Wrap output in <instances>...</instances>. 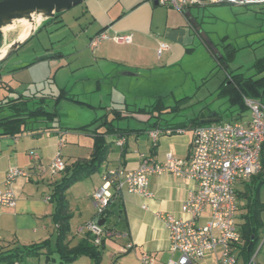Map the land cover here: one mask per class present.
Returning <instances> with one entry per match:
<instances>
[{"label": "crops", "instance_id": "crops-1", "mask_svg": "<svg viewBox=\"0 0 264 264\" xmlns=\"http://www.w3.org/2000/svg\"><path fill=\"white\" fill-rule=\"evenodd\" d=\"M207 3H210V0L202 1L201 5L190 7L185 13H181L173 8L160 5L158 0H87L77 7L73 16L69 15L65 18L64 14L68 13L67 11L57 18L45 22L32 39L44 29L53 26L56 30H52L51 34L68 30L71 41L87 45L85 51L54 54L51 58L50 68L52 71L57 70V75L60 73V68L61 70H70L68 75L72 73L74 83H86L90 88L87 92L89 94L101 93L104 86L108 84L113 86L112 83H118V86L122 82L134 86L139 83L140 86L158 79L162 84L160 86H163L172 77L181 73L187 76L191 75L193 83L199 89L213 72L214 62H219L221 59L227 62V58L217 57L215 51L208 44L210 38L202 28L204 21H200L199 13L201 11L195 10V8L204 7ZM6 27L4 30L9 31L14 25ZM33 29L34 21L23 20L17 34L13 36L11 33L0 34V49L4 45L7 46L0 51V59L7 54L8 46L16 40L20 42L27 39ZM102 33L110 37L131 35L132 42L117 43L108 39L101 42L97 48L92 49L90 46L92 39ZM160 43L169 45V49L161 56L157 53ZM227 48L230 57L237 51L232 45ZM74 55L75 59L79 61L74 64L76 69H73V64L69 61L70 57ZM63 61L67 64H64ZM223 67L227 69V66ZM225 72V79L214 95L227 99L231 108L240 109L235 120L227 123L249 124L252 117L251 110L246 104L241 103L239 95L233 96L229 91L221 94V87L226 84V80L229 79L226 84L229 87L231 86L229 84L233 82L232 75H236L228 73V70ZM7 73L17 86L26 87L35 84L31 70L27 66L7 70ZM133 78L137 80V84L130 82ZM69 85L62 89L70 92L67 88ZM75 85L73 84V86ZM26 89L31 91L29 87ZM7 90L10 96H4L0 101V106H7L5 101L9 100L12 95H26L13 84L8 85ZM31 93L30 97L32 98H37L42 93L58 95L44 89L34 93L31 91ZM70 95L72 94L70 93ZM109 96L111 97V94ZM190 97L185 96L183 99H192ZM158 98L163 100L164 97L160 95ZM207 98H202L198 102L206 101ZM247 98L249 97H244V99ZM249 99L264 104V92L260 97ZM141 105L138 102L129 103L125 98L111 106H104L107 111L119 110L123 113L122 115L127 116L125 119L138 120L145 123L146 126L143 128L131 127L130 121L125 127H121L120 123L115 124L119 129H129L128 132L123 136L120 134L108 136L107 156L100 170L76 182L65 193L67 212L70 218L62 245L70 251L83 243L90 244L99 254L98 264H145L142 262L144 255L151 257L153 264H168L172 258L177 259L178 257L171 253L169 232L160 215L172 214L178 218H187V215L182 212V205L198 188L197 182L178 178L169 173L151 175L149 189L153 197L147 198L122 191L121 195L111 200L112 204L109 216L105 218V224L107 225V222L114 218V225L108 227L122 233V237H104L101 246L97 247L93 242L92 235L86 230H82L86 223L92 220L99 222L103 219L98 215L93 205L92 195L104 186L106 172L136 171L145 160L164 163L169 155L186 163L191 160L196 128L191 121L198 117L194 116L195 118L190 119L189 123H178L164 120V114L159 120V124L155 125L153 123L157 121L156 118L148 114L134 113L137 109L152 106ZM100 107L103 105L101 104ZM167 108L169 109L170 106ZM206 109L211 114L210 119L217 118L219 120L203 124H220L218 122L221 121V117L218 113L213 114L209 110L208 104L200 106V113L203 114ZM56 122H53L52 125H54L44 132L42 129L45 127L44 125L35 124L20 136L0 135V185H3L6 173L10 168H24L30 173L28 178L18 179L11 185L16 195V205L0 207V254L15 248L42 246L37 255L23 254L19 258L0 260V264H96V260L90 255H80L73 259L63 260L62 254L57 248L60 228L53 220L57 204L46 199L51 197L54 184L61 180L65 172L62 173L61 178H58L57 175H50L49 178V172L45 171L44 167L59 152H61L67 168L79 160H89L94 144L88 147L81 146L82 149L83 147L90 149L89 155L85 150L81 153L72 147V143L68 142V136L73 134L69 132L70 129L58 126ZM154 130L162 132L156 142L150 136V132ZM179 130H183V133H178ZM167 131H173V133L166 134ZM144 138L145 141H142ZM122 140H124V144L121 146L119 143ZM32 151L42 157V162H38L30 156ZM262 163L263 169L260 174L248 181L238 182L236 185L239 207L237 224L240 230L245 223L244 216L248 213V196L253 198L258 192L259 201L264 205V150ZM207 217V214L203 215L200 222H206ZM261 220L264 225V211L261 214ZM245 244L246 241L242 237L241 243L233 250L237 257L236 264H264V226L258 232L253 253L249 254L244 250ZM129 245L132 247L128 248ZM222 255V251L213 252L192 264H222Z\"/></svg>", "mask_w": 264, "mask_h": 264}, {"label": "built area", "instance_id": "built-area-1", "mask_svg": "<svg viewBox=\"0 0 264 264\" xmlns=\"http://www.w3.org/2000/svg\"><path fill=\"white\" fill-rule=\"evenodd\" d=\"M162 6L185 13L190 7L201 5L200 0H158ZM211 4L254 5L263 4L264 0H210ZM117 43L132 42L131 35H109L102 33L92 39L90 46L97 48L104 40ZM169 49L166 43H160L158 55ZM251 110L249 124L226 123L198 126L194 130L192 157L189 163L169 155L166 162L159 163L145 160L136 171H110L105 177L104 186L92 195V202L98 215L104 218L110 207L113 189L127 191L147 198L153 197L149 189L151 175L166 173L178 178L197 182L198 188L182 205V212L187 218H178L172 214L160 215L170 237V250L177 259L168 264H192L204 259L213 252L222 251V264H236L234 248L241 243L242 234L237 224L238 182L248 181L261 173L263 169L262 153L264 150V104L252 99H245ZM162 132L154 130L150 136L156 142ZM167 131L166 134H172ZM178 133H183L179 130ZM121 146L124 140L119 143ZM30 156L42 162V157L32 151ZM44 167V166H43ZM50 175L65 172L67 166L61 152L44 167ZM28 170L19 167L10 168L3 185H0V207H13L17 199L11 188L18 179L28 178ZM50 201L51 198L46 199ZM145 208V207H144ZM207 214L206 222L201 218ZM92 220L82 230L92 235L94 244L99 247L104 237H122L123 234L113 229L99 226ZM132 247L131 245L128 248ZM145 264H153L147 255L142 257Z\"/></svg>", "mask_w": 264, "mask_h": 264}, {"label": "rangeland", "instance_id": "rangeland-1", "mask_svg": "<svg viewBox=\"0 0 264 264\" xmlns=\"http://www.w3.org/2000/svg\"><path fill=\"white\" fill-rule=\"evenodd\" d=\"M77 7L69 10L68 13L64 14V17L73 16L77 11ZM248 7L228 3H207L204 7L195 8V10L199 9L201 11L199 13L200 21H204L202 28L210 38L209 43L217 54L216 56L227 58V69L221 66L219 62H214L212 65L213 72L207 78L206 83H203L199 89L193 83L191 75L187 76L181 73L164 83L165 87H163L164 85L160 86L162 84L158 79L139 86L137 80L133 78L130 82H133V84L138 83L137 86L129 85L130 83L124 84V82L120 83L119 86L118 83H112L113 86L111 84L104 86L101 93L89 94L87 92H89L90 88L86 83H74L72 73L68 75L70 70H61L60 68V73L57 75V70L52 71L50 68L51 58H53L54 54H59V52L65 54L77 53L78 50L85 51L87 45L71 41L68 30L51 34L56 29L50 26L49 29H44L38 36L16 52L5 62L6 64L3 63L0 66V101L4 96H10L7 88L8 85L12 84L20 88L23 94L28 96L32 94L31 91L34 93L41 89L47 92L53 91L59 95L61 89L66 88L70 84L67 88L70 90L69 93L76 95L74 96L76 101L64 98L59 101L57 106L59 117H57L56 124L63 128H69V132L73 134L68 136V142L72 143V147L78 149L81 153L85 150L88 155L90 149H84V147L82 149L81 146L88 147L93 145L95 138L93 133L85 132L80 130V128L93 124L97 119L102 118L104 120L103 117L107 114L104 106H111L115 102L122 99L125 100V98L128 99L129 103L138 102L140 105L144 104L141 106H153L157 104L158 97L162 95L165 107L170 106L169 109L172 110L174 107L179 106L178 111L167 113L163 116L164 120L171 122L189 123L190 119L195 118L194 116L201 117L200 106L203 104L205 106L208 104L209 110L213 114H219L221 121L218 123L231 122L235 120L240 109L231 108L227 99L218 98L214 95L225 79V71L228 70V73L233 74H243L246 77H264V72L260 73V70L264 68V3L249 5ZM20 26L21 24L17 23L16 27L7 31L6 34L11 33V36L17 34ZM229 45H232L237 50L231 57L227 51ZM75 55L71 56V60H69L73 64V69H76L74 64L79 62L75 59ZM46 56L49 57L41 60V58ZM65 61L63 63L67 64V61ZM20 66H27L31 70L35 84L20 87L8 77L7 70ZM70 81L71 83H68ZM73 84L76 85L73 86ZM28 87L31 91L26 89ZM110 94L111 97L109 96ZM15 96L12 95L11 98L13 99ZM185 96H191L190 98L192 99L178 104L177 102L185 98ZM206 97H208L206 101L198 102ZM47 104L49 105L48 109L52 111L53 101L49 100ZM101 104L103 107H100ZM28 105L30 108L36 107L31 102ZM206 111L207 109L204 112ZM6 113L4 112L3 115H6ZM102 120L99 121L102 122ZM128 121H130L131 127L143 128L146 126L145 123L138 120L128 119L116 121L115 124L120 123L121 127H125ZM100 122L93 124L91 129L94 130ZM142 141H145V138ZM77 142L79 143L77 144ZM61 176L62 173L57 175L58 178H61ZM48 177L50 178V174H48ZM111 225H114V218L107 222V226L110 227Z\"/></svg>", "mask_w": 264, "mask_h": 264}, {"label": "trees", "instance_id": "trees-1", "mask_svg": "<svg viewBox=\"0 0 264 264\" xmlns=\"http://www.w3.org/2000/svg\"><path fill=\"white\" fill-rule=\"evenodd\" d=\"M219 64L227 66L226 62L223 61V59L219 60ZM263 72L264 68L260 70V73ZM231 79L233 80V82L229 84L231 86H226V84H228L229 82V79H227L225 82L226 84L221 87V94L228 93L229 91L232 92L231 94L233 96L239 95V97L241 98V103L244 105V97L254 99L256 97L262 96V93L264 92V77L253 78L246 77L243 74H236L232 75ZM63 98L76 101L75 97L70 95V93L65 89H62L60 91V94L57 96L51 95L49 93H42L41 96L37 98H32L28 95H16L13 99L10 98L7 101L4 100L7 106H0V111L3 110L0 114V135L20 136L27 129L35 126V124H38L39 126L44 125L45 127H42L43 132L47 129H50L53 126L52 123L56 122L57 117H59L57 106L59 101ZM49 100L53 101L52 111L48 109L49 105L47 103ZM183 100L186 101L188 100V98ZM183 100H180L177 103L180 104L181 102H184ZM29 102L35 104L36 107L30 108L28 105ZM178 108L179 106L174 107L172 110L168 109L163 105L162 98H159L156 105L148 108L146 107L137 109L136 111H134V113L143 115L148 114L157 119V121H155V123L153 124L158 125L159 120L162 118V115L178 111ZM4 112H7L6 115H3ZM122 114L123 113L121 111L116 109L107 111V114L103 117L104 120L100 118L93 123L95 124L97 122H100L99 120H102V122H100V124L96 126L94 130L91 129V126L93 124L80 128V130H83L85 132L93 133V136L95 138L91 158L89 160H79L75 162L71 167H68L66 169L61 180L54 184L50 198L51 201H54L57 204L56 212L53 214V220L60 228L57 248L62 254L63 260L71 258L73 259L76 256L80 255H90L96 260V264H98L99 262L100 257L98 252H96L95 248L88 243H83L77 248H74L70 251H68L67 248L62 245V239L68 230V220L70 218L67 212L68 206L66 203L65 193L76 182L81 181L100 170L107 156L108 136H112L114 134H120V136H123L128 132L129 129L122 130L115 126L116 121L125 119L127 117ZM191 122L196 127L204 125L200 117L192 120ZM109 172H106L104 174V177H107ZM121 194L122 191H118L114 188L112 199H115L118 195ZM248 198V213L244 216L245 223L242 225L241 233L242 237L246 241L244 250L251 254L253 253L255 245L257 243L258 232L264 226L261 220V214L264 211V205L259 201L258 192L255 194V197L251 198V196H248ZM109 212L110 207L108 208L104 218H108ZM105 227L109 228L106 224ZM41 249V245H33L31 247L25 248H15L6 253H1L0 260L3 261L12 258H19L23 256V254L37 255L39 254V251Z\"/></svg>", "mask_w": 264, "mask_h": 264}, {"label": "water", "instance_id": "water-1", "mask_svg": "<svg viewBox=\"0 0 264 264\" xmlns=\"http://www.w3.org/2000/svg\"><path fill=\"white\" fill-rule=\"evenodd\" d=\"M87 0H2L0 1V34H5L7 31L4 30L5 26L14 25L17 23L22 24L23 20L34 21L35 16L43 13L44 15L34 21V29L30 36L23 42L16 40L10 46H8L7 54L0 59V65L5 62L10 56L21 49L26 43H28L39 31L42 25L50 20L57 18L60 14L71 10L72 8L81 5ZM207 2L209 0H201ZM13 27V28H14ZM12 28V29H13ZM11 30V29H10ZM211 47V44L208 42ZM7 47L4 45L0 51ZM49 56L41 58L47 59ZM3 111V110H2ZM0 111V114L1 112ZM210 112L206 111L200 117L202 122L218 121L219 119H210ZM106 219L103 218L99 221V226H104ZM253 244V242H252ZM251 244V246H252Z\"/></svg>", "mask_w": 264, "mask_h": 264}, {"label": "bare ground", "instance_id": "bare-ground-1", "mask_svg": "<svg viewBox=\"0 0 264 264\" xmlns=\"http://www.w3.org/2000/svg\"><path fill=\"white\" fill-rule=\"evenodd\" d=\"M43 15H44L43 13L38 14L37 16H35L34 19H35V20H39ZM35 20H34V21H35ZM26 22H27V21H26ZM5 27H6V26H5ZM5 27H4V28H5ZM8 27H9V26H8ZM27 27H28V26H27ZM6 28H7V27H6ZM29 29H30V27H29ZM27 33H28V31L26 32V34H27ZM24 36H25V35H24ZM23 41H24V40H22V41H20V42H23Z\"/></svg>", "mask_w": 264, "mask_h": 264}]
</instances>
